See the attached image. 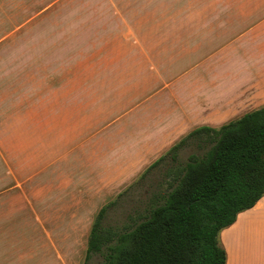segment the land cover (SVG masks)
I'll return each instance as SVG.
<instances>
[{"label":"crops","instance_id":"1","mask_svg":"<svg viewBox=\"0 0 264 264\" xmlns=\"http://www.w3.org/2000/svg\"><path fill=\"white\" fill-rule=\"evenodd\" d=\"M92 11L103 12L94 40L92 26L58 22L57 37L41 42L49 82L14 97L16 110L1 121L10 189L25 192L0 197L19 204L3 208L0 234L83 228L93 205L116 200L192 131L264 106V0H156ZM220 241L227 264H264V197Z\"/></svg>","mask_w":264,"mask_h":264},{"label":"trees","instance_id":"2","mask_svg":"<svg viewBox=\"0 0 264 264\" xmlns=\"http://www.w3.org/2000/svg\"><path fill=\"white\" fill-rule=\"evenodd\" d=\"M137 191L143 198L132 204ZM263 197L264 106L218 129H195L103 206L85 264L95 256L101 264H227L221 232Z\"/></svg>","mask_w":264,"mask_h":264},{"label":"rangeland","instance_id":"3","mask_svg":"<svg viewBox=\"0 0 264 264\" xmlns=\"http://www.w3.org/2000/svg\"><path fill=\"white\" fill-rule=\"evenodd\" d=\"M155 1L0 0V125L9 112L11 114L16 110L11 105L15 103L14 97L30 87L33 89L36 87L34 85H39L43 81L49 82L50 76L46 75L49 74L47 56L44 55L49 50L44 46L41 48V42L49 39L53 33L54 37H57L55 32H57L58 22L61 24L67 21L70 26L79 25L80 28L76 29L77 31L82 30L83 24L92 26L95 28L94 32H89L87 37L94 40L91 36L96 35L98 17L103 15V12L92 10L106 4L131 5ZM60 30H63V27ZM71 31L75 32V30ZM71 37L74 35L71 34ZM77 37L79 40L84 38L80 34ZM93 62L96 64L97 59L78 62L76 69L91 67ZM18 122L19 118L12 116L9 126L17 128ZM191 153L190 148L183 150L181 159L186 160ZM7 166L5 156L0 151V197L23 195L25 188L10 189L16 183L7 179ZM126 189H123V192ZM142 195V191L133 193L132 204L143 198ZM132 204L119 210L114 218L116 220L122 218ZM104 205H93L90 219L85 221L83 228L78 230L2 232L0 234V264H85L89 232L97 213ZM9 206L17 207L19 204L9 205L0 201V220L6 217L3 215V208ZM44 222L47 224L49 221ZM39 245V250L34 251L33 248ZM102 261L100 256H95L89 264H101Z\"/></svg>","mask_w":264,"mask_h":264}]
</instances>
